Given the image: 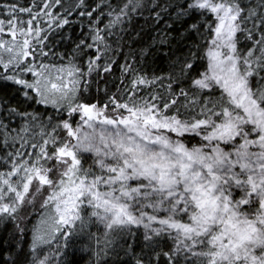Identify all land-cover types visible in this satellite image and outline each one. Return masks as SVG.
Instances as JSON below:
<instances>
[{
  "label": "snow or ice",
  "instance_id": "obj_1",
  "mask_svg": "<svg viewBox=\"0 0 264 264\" xmlns=\"http://www.w3.org/2000/svg\"><path fill=\"white\" fill-rule=\"evenodd\" d=\"M0 264H264V0H0Z\"/></svg>",
  "mask_w": 264,
  "mask_h": 264
},
{
  "label": "trees",
  "instance_id": "obj_2",
  "mask_svg": "<svg viewBox=\"0 0 264 264\" xmlns=\"http://www.w3.org/2000/svg\"><path fill=\"white\" fill-rule=\"evenodd\" d=\"M21 3H27L28 0H20Z\"/></svg>",
  "mask_w": 264,
  "mask_h": 264
}]
</instances>
